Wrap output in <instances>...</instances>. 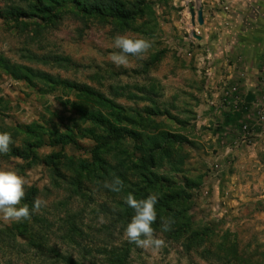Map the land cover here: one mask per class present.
I'll return each instance as SVG.
<instances>
[{
    "label": "rangeland",
    "instance_id": "374dc122",
    "mask_svg": "<svg viewBox=\"0 0 264 264\" xmlns=\"http://www.w3.org/2000/svg\"><path fill=\"white\" fill-rule=\"evenodd\" d=\"M144 1L148 9L133 19L129 30L111 19L81 20L69 14L48 22L26 20L27 28L10 27L0 18V58L56 80L87 85L137 122L140 114L146 122L159 123L156 129L185 137L186 142L175 146L186 154L176 180L184 175L198 181L188 215L204 243L186 251L181 241L154 231L165 246L157 251L132 246L130 264H264V0ZM18 3L0 0V11ZM202 7L207 25L196 18L192 24L190 8L196 12ZM117 34L144 38L153 46L145 58L129 55V65L117 67L110 60L120 51L114 47ZM48 90L43 82L28 85L0 68V132L14 134L12 146L30 128L51 122L62 132L64 126L81 124L59 101L70 95L57 87ZM150 110L161 115L148 118ZM245 125L248 140H243ZM80 144L81 149L69 147L63 153L75 160L89 157L91 143ZM56 152L58 147H43L36 153ZM0 169L15 170L27 182L25 192L34 188L35 198L47 202L34 214L45 220L46 231L39 230L62 254L102 264L104 244L128 243L124 229L134 214H122V193L89 182L80 190L66 171L68 179H62L38 161L26 165L6 154H0ZM119 217L124 225H114ZM69 220L83 230L81 245L91 251L62 239ZM14 223L0 217V228ZM32 258L0 251V264H27Z\"/></svg>",
    "mask_w": 264,
    "mask_h": 264
},
{
    "label": "trees",
    "instance_id": "16d2710c",
    "mask_svg": "<svg viewBox=\"0 0 264 264\" xmlns=\"http://www.w3.org/2000/svg\"><path fill=\"white\" fill-rule=\"evenodd\" d=\"M144 9H148V4L144 0H137L134 3L125 0H19L18 4L1 10L0 18L10 27L20 24L27 28L26 20L48 22L69 14L81 20L90 17L111 19L129 30L133 19L137 15L142 16ZM0 68L15 80H23L28 85L43 82L50 88L48 91L57 87L62 94L70 95L65 99L60 97L59 101L73 111L81 121V124L64 126L62 132L50 125L51 122L38 130L30 128L20 138L18 144L10 145L7 157L17 158L26 165L38 161L53 176L62 179H68L64 176L66 171L69 173L70 183L78 186L80 190L84 183H94L99 187L103 181H110L114 175L118 176L124 182L119 206L122 214L127 216L134 214L123 199L129 192L137 199L157 193L158 203L155 205L157 221L152 225L154 231H159L170 241H181L180 244L186 251L203 245V233L193 229L188 215L191 190L198 186V181L190 180L184 175L181 182L176 180V176L181 173L186 154L179 153L175 146L186 142L184 136L156 129L161 126L159 123L146 122L140 114L136 116L139 118L137 122L135 117L127 116L122 107L87 85L56 80L30 68L9 64L2 58ZM146 113L148 118L161 115L158 110ZM11 135L13 141H16L14 134ZM80 140L91 143L87 150L89 157L79 160L67 157L63 153L67 148H82ZM43 147H58L59 152L40 157L36 152ZM163 167H167L168 172H160ZM36 193V189H28L20 206L27 204L31 210ZM168 216H171L175 223L170 231L163 232L160 217ZM116 219L118 222L116 221L114 225H124L119 224L120 217ZM73 221H68L69 227L62 239L84 252L91 251L90 248L81 245L83 230ZM45 223V220L32 214L28 220L0 228V251L9 250L16 256L24 253L29 259L36 257L34 262L32 258L27 264H86L84 256L74 259L71 255L62 254L57 247L51 246L47 236L39 230L45 229ZM132 246L134 244L129 242L104 244L100 252L105 255L102 264H130ZM231 253L233 251H230ZM233 257L237 263V256ZM88 264L98 263L91 260Z\"/></svg>",
    "mask_w": 264,
    "mask_h": 264
},
{
    "label": "clouds",
    "instance_id": "9594fccd",
    "mask_svg": "<svg viewBox=\"0 0 264 264\" xmlns=\"http://www.w3.org/2000/svg\"><path fill=\"white\" fill-rule=\"evenodd\" d=\"M152 46V42L147 39L117 34L114 37V47L120 51L113 53L110 60L117 67H126L130 63L129 55L143 59ZM13 142L11 133L0 132V154H7ZM26 183L25 178L15 170L0 169V217L5 221L28 220L32 214L46 206L47 202L39 197L35 198L31 210L27 204L19 206L25 196ZM102 185L114 193H120L124 188V182L115 175L110 181H103ZM123 199L124 203L134 211V215L124 229L127 241L145 250L162 249L165 246V241L155 236L152 227L157 221L155 205L158 203V194L151 193L146 198L137 199L129 192ZM174 223L171 216L160 217V226L163 232L170 231Z\"/></svg>",
    "mask_w": 264,
    "mask_h": 264
},
{
    "label": "water",
    "instance_id": "95a60500",
    "mask_svg": "<svg viewBox=\"0 0 264 264\" xmlns=\"http://www.w3.org/2000/svg\"><path fill=\"white\" fill-rule=\"evenodd\" d=\"M189 12H190L192 24H194L195 18H196V22L199 25L203 24V17H202V9L201 8H199L196 12L192 8H190ZM193 37H196L198 40L200 39V37L196 36L195 34H193Z\"/></svg>",
    "mask_w": 264,
    "mask_h": 264
},
{
    "label": "crops",
    "instance_id": "0c3cea01",
    "mask_svg": "<svg viewBox=\"0 0 264 264\" xmlns=\"http://www.w3.org/2000/svg\"><path fill=\"white\" fill-rule=\"evenodd\" d=\"M202 17H203V22H204V24H206L207 25V22H208V13H207V11L205 10V8H203L202 7ZM242 86H244L245 87V89L246 90H250V87L247 85V83H245V85L243 84ZM212 91H210L209 93H211ZM218 108H215V109H213V108H210L209 110L211 111V112H213V110H217ZM226 121V118H224V122Z\"/></svg>",
    "mask_w": 264,
    "mask_h": 264
},
{
    "label": "built area",
    "instance_id": "2783aa9c",
    "mask_svg": "<svg viewBox=\"0 0 264 264\" xmlns=\"http://www.w3.org/2000/svg\"><path fill=\"white\" fill-rule=\"evenodd\" d=\"M248 119H250V116H248ZM248 128L247 126H243V140H248L249 139V133H248Z\"/></svg>",
    "mask_w": 264,
    "mask_h": 264
}]
</instances>
